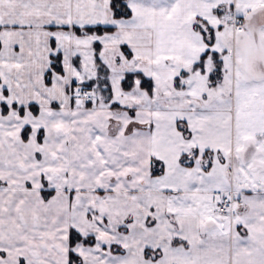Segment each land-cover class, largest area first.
Returning a JSON list of instances; mask_svg holds the SVG:
<instances>
[{"label":"snow or ice","instance_id":"6c2138e0","mask_svg":"<svg viewBox=\"0 0 264 264\" xmlns=\"http://www.w3.org/2000/svg\"><path fill=\"white\" fill-rule=\"evenodd\" d=\"M0 264H264V0H0Z\"/></svg>","mask_w":264,"mask_h":264}]
</instances>
